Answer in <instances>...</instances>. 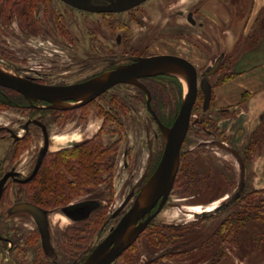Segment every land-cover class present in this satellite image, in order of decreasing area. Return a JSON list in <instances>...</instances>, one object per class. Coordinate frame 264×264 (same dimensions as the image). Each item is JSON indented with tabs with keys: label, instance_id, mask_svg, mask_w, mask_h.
I'll use <instances>...</instances> for the list:
<instances>
[{
	"label": "rangeland",
	"instance_id": "obj_1",
	"mask_svg": "<svg viewBox=\"0 0 264 264\" xmlns=\"http://www.w3.org/2000/svg\"><path fill=\"white\" fill-rule=\"evenodd\" d=\"M0 1L2 2L0 4H4V2L13 3L15 0ZM204 1L206 0H150L143 4L140 8L141 10L154 7L153 17L152 19L150 18L153 22L151 24L152 29L147 33L145 31V41H140L137 44V48L142 50L144 46L148 45L147 54L160 52L180 54L195 64L200 79L203 72L213 65L222 53H226L227 62L229 61L232 64L233 60L238 56V51L243 52L246 48H249L247 46L248 42L246 43L247 40L241 41L239 36L242 28V17L245 16V8L248 1L227 0L228 3H233L232 5L236 6L234 33H236L237 42L233 47V51L236 48L235 53H230L228 51L230 48L225 43L226 27H213L203 14L202 5ZM56 4L55 30L52 27H45L44 30L47 29L46 31L42 29L41 32L37 33L25 29V27L24 29H19L17 24L13 23L12 27L10 28L9 26V28L13 31L14 37H9L8 40L4 41V38L0 35V42L1 40L4 41V44L0 47L7 45L18 48V50L25 49V56L30 58L25 65L33 68L35 65L43 64L46 60L41 59L48 57L50 53L57 50L58 55L63 56V58L56 59V62L63 66V70H57L58 74L66 71L68 66L74 63L76 65L78 63L75 70H79L78 67L84 62V58L89 51L88 46L91 44L89 40L96 38L95 30L100 31V28H102L106 32L104 43L110 50L113 49L116 44L115 38L120 33L115 31L113 34L110 31L113 28L112 25H114L112 16L104 17L87 14L74 10L59 1ZM191 12L198 22L197 26L190 25L187 20V16ZM47 21L53 25L54 17L52 15L48 16ZM176 24L180 27L179 29L175 26ZM162 25L165 26L163 33L155 31V28ZM139 29L140 27L136 29V35L144 32V30L140 32ZM180 30L183 35H180ZM131 35L135 36L133 33ZM94 45H96V42ZM240 59H236L235 62L240 61ZM19 66L20 68L22 67L21 65ZM227 66L222 69L219 68L210 78L212 84H220L219 82L223 75L229 70ZM0 67L11 75L18 77L12 67L5 65L1 61ZM89 73L85 72L84 74ZM81 75L82 73L79 72L75 78L84 76ZM170 77L172 79L167 82L163 80L165 83L158 82L154 86L156 93L154 107L159 114L165 116L168 120L170 115H175L180 108L187 92L185 84L180 79L172 75ZM117 92L130 96L134 95L136 91L132 87L122 86ZM120 103L125 106L120 108V117L122 122L124 120L127 124L121 126L120 134L122 139L126 136L130 138L126 139L127 144L120 149V156L118 163H116L115 171L112 170L114 166L110 164L112 159L116 161L110 146L117 140L118 136L110 135V138H107L106 133L109 130L105 128L103 141H101L104 156L99 161L100 164H98L100 169L92 171L95 173L96 181L92 186H85V192L75 198H98L102 201L105 208L104 219H99L98 221L99 225L96 229H99L98 233L92 236L88 234L87 243L90 248L105 238L111 227L118 222L119 219H113L111 213L117 209L133 188L139 175L146 167L147 157H153L152 167H154L159 161L165 146L158 126L147 110L145 100L142 101L137 98L134 100H121ZM197 104L198 108L196 109L195 118L208 121L207 124H195L192 121L190 132L183 146L184 154H188L186 156L187 161L191 159L195 163V168L198 172L197 177L192 179L191 183H184L181 180L174 185L171 196L163 210L150 223L137 241L124 252L116 264H213L215 261L216 264H264V220L257 219L256 221L241 222L242 227L239 228V234H236V237L231 238L226 243H221L222 240L214 236L222 222L238 210L237 203L239 202L235 205L233 202L239 198V193L244 196L250 192H259V196L264 197V143L262 148H256L255 151L246 147L251 136L256 134L258 127V137L264 138L263 120L261 116L257 118L254 124L255 127L251 123L249 127L252 128L251 126H253L254 128L251 129L253 131L246 130L248 125L237 121L236 127L233 128L234 133H232L230 131V122H233V124L236 122V112L230 109L222 114L218 111L219 108L215 101L211 103L208 111L203 110L202 93L198 96ZM90 107L96 112L99 104L94 102L88 108ZM2 110L0 109V128L8 125L7 123L12 126L13 123H10V121L22 118L17 113V110H7L8 112L5 113ZM83 113L88 115L86 109ZM68 114H58V124H51V130L54 134H64L75 128L73 124L67 123L70 121L65 120ZM79 114V112L78 114L72 113V119H77ZM89 114L92 113L90 112ZM98 118L100 119L102 116ZM47 119L52 121V118L47 117ZM91 119L96 120L94 117ZM85 122L86 120L83 123ZM106 124L109 125L108 122ZM206 127L211 129L217 136H210L208 131L204 130ZM224 130H226L227 140L225 139ZM19 131L24 134L22 127H16V132ZM3 134L4 132L0 134V137ZM29 137L31 140L29 141L28 149H31V151H25L26 154L24 153L25 155L20 156L23 153L20 150L28 147L27 142L22 143L18 147L19 151L16 153V157L12 150L8 156H2L3 153L1 151H5V147L12 145V142L9 139L0 140V175L11 168L22 171L24 176L31 172L37 153L42 145V139L40 131L34 127L31 128ZM79 138L85 139L86 136ZM219 138L229 142L233 147L237 146L238 148H235L243 153L245 158L244 171L232 154L216 147L214 141ZM38 140H41L39 147L37 144ZM33 145H37V148L32 149ZM59 145L62 144L56 142V146L58 147ZM125 151L133 153L134 156L124 157ZM136 151L137 157H135ZM107 162L109 164L108 166L106 165V169L101 168ZM106 170L109 171L106 172ZM15 189L13 185L10 186L8 184L7 191L9 190L13 193ZM92 192L95 194H91ZM15 197H17V194ZM18 197L20 199L23 198L22 195ZM61 210V207L59 210H54L50 217L52 245L55 250H58L56 254L57 256L58 254L60 255V264H69L68 259L71 256L66 257L65 250H67L69 255L71 243L67 239V231L71 221L61 214ZM252 215H254V212H252ZM8 220H10L11 227L17 232L15 234L12 231L9 233L10 237L15 240V250L10 249V252L6 253L5 251L9 248V245H1L3 251L0 250V264H41L44 253L40 234L32 216L20 213L8 217ZM102 222L103 226L101 227ZM234 224L238 223L234 221ZM91 231L92 229L89 228L88 232L90 233ZM183 233H185L184 239L180 238ZM234 238L238 240V243L242 241L240 245L238 244L237 249L232 245ZM12 243L14 242L12 241ZM168 249L172 250V255H166L162 258L158 257L161 252ZM223 249L224 251L232 249L230 255H226V259L217 253ZM48 260L50 261L49 258Z\"/></svg>",
	"mask_w": 264,
	"mask_h": 264
},
{
	"label": "flooded vegetation",
	"instance_id": "obj_2",
	"mask_svg": "<svg viewBox=\"0 0 264 264\" xmlns=\"http://www.w3.org/2000/svg\"><path fill=\"white\" fill-rule=\"evenodd\" d=\"M57 1L69 6L70 8L74 10L81 11L87 14L100 15L104 17L112 16L114 18V22H113L114 25H112L113 28H111L112 30H110L111 33L114 34L115 31H118L123 37L119 34L117 38H115L116 39L115 46L113 47L112 50H110V48H108L104 43L106 32L102 28H100V31L95 30L94 34L96 33L95 34L96 38L89 40L91 42V44L88 46L89 51L86 57L84 58L85 59L84 62H82L81 65L79 64L80 65V67H78L79 70L78 71H76L77 69L75 70V68L78 66V63L77 65L76 63H74L68 66L66 71L59 72V74H58V71L63 70L62 69L63 66L61 64L59 65L56 62V59L63 58V56H59L57 50L53 51V53H50L48 57L41 59V60H46L43 64L35 65V67L33 68V67H27L25 65L27 63V60L28 61L30 60V58L25 56V51H24L25 49L18 50V48L7 46V45H5L4 47H0V61L9 67H12V69L17 73L18 77L20 78L29 80L36 84L46 85V86H70V85H75V84H81L89 80L98 78L102 75L111 73L113 71H116V70H119L125 67H129L132 64L136 63L137 59L150 58V57L158 56V55H175V56H180V57H183L189 60L188 58L180 54L171 53V52H167V53L160 52V53H154V54H147L148 47H149L148 45L146 47L144 46V49L142 50L137 48V44L140 41H145L144 39L145 31L147 33L149 32V30L152 29L151 24L153 21H151L150 18L152 19L153 17L154 7L153 8H143L142 10L140 9L143 4L147 3L150 0H146L145 2L135 7H132L130 9H126L120 12H111V11L94 12V11H89V10H83V9L74 7L66 3L63 0H15L13 3L7 2L8 4L4 2V4H0V28H2L0 30V35L1 37L4 38L3 40L5 41V40H8L9 37H14L13 31L10 30L13 23L17 24L19 29H24L25 27V29L35 31L37 33L41 32L42 29L43 31H46L47 29L44 30L45 27H49V28L52 27L55 30V27H56L55 26L56 25L55 16H56V10H57L56 9ZM0 3L2 2L0 1ZM88 3L89 5H92V6H110L112 5L113 1L111 0H88ZM50 15L54 17L53 25L51 24V22L49 23L47 21V18ZM187 20L190 22V25L197 26L198 22L194 18V14H192V12L188 14ZM144 21L146 22V24ZM177 25L178 24H176L175 26L179 29L180 27ZM138 27H140L139 29L140 32L141 30H144V32L139 35H136V29H138ZM164 28L165 26L162 25V26H159L158 28H155L156 29L155 31H159L163 33ZM131 33L135 34V36L134 35L130 36ZM179 33L180 35H183V32L181 30ZM127 35L128 37H126ZM3 40H1L0 46L4 44ZM95 42H96V45H94ZM225 43L228 46L227 38H226ZM228 51L231 53L233 52V49L231 50L229 49ZM221 55H224V58L222 60L220 69H222L224 66H227V65H228L227 68H230V67L233 68L231 63L229 61L227 62L228 57H226V53L225 54L222 53L219 56ZM190 62L192 63V61ZM18 64L21 65L22 67L20 68ZM23 66H26V67H23ZM79 72H81L82 75L84 76L81 75L82 77L75 78L78 76ZM85 72L87 73L90 72V73L84 74ZM170 79L172 78L170 77V75H167V74H161V75H156L152 77L138 78V82L144 87H146V89L150 92L151 106L155 114L158 116L159 121L163 125L168 126V127H171L173 125L176 119L177 113L179 112L181 106L176 111L175 115L173 114L170 115L169 120L165 116H162L161 114H159L158 111L154 107V100L156 98L154 86L155 84L157 85L158 82L162 83L163 80L167 82ZM202 79H203V75H202V78L200 79L199 73H198L199 82H201ZM122 86L132 87L134 88L136 92L134 93V95H130V96L117 92L120 90V88H122ZM213 86L215 85L212 84V87ZM200 93H202L203 95V92L199 91L198 96L200 95ZM137 98L141 99L142 101L145 100L147 110L152 116L156 125L158 126L159 131H160L159 133L162 135V138L164 140V136L160 128V125L158 123V120L155 118L154 114L148 108V94L146 90L142 86L138 85L137 83H118L112 86L110 89H108L104 93L100 94L99 96H97L96 98L92 99L91 101L85 104H81L80 102H77L75 100H65V101L59 102L58 104L47 102L44 100H37V101L31 102L21 93L15 90L0 86V106H1L0 109H3L2 112L5 113V112H8L7 110H12V111L17 110L18 111L17 113H19L22 117L15 121H10V123H13L12 126H10L9 123H7L8 125H4L3 128H0V134L4 132V134L0 137V140L9 139L12 142V145H7L5 147V151H1V153H3L2 156L3 157L8 156L12 150L13 154L15 153L14 156L16 157V153L19 151L18 147L21 146V144L25 142L28 143V147L24 150H20V151H23V153H21L20 156L25 155L26 152H30L31 149H28L29 144H30L29 141L31 140L29 135L31 133L32 127L40 131L41 139H42V145L37 153L35 163L33 164V168L31 169V172L28 175L24 176L22 171H19L18 169H15V168H11L8 171L6 170L3 174L1 173L0 175V182H1V180L4 178L6 174H9V173L14 174V176H10L8 180L6 181L5 186H4L5 190L3 192L2 199L0 201V250L1 251H3V248L1 245L6 246L7 244L9 245V248L5 251L6 253H9L10 249L15 250V245H14L15 240H13V238L10 237L11 235H9V233L11 231L14 232V234L17 232L15 229L11 227V223L9 222L10 220H8V217L12 216V214H10L9 212L10 209L17 203H21V202L33 203L29 201L26 196H23L22 199L18 197L19 196V186L32 182L38 176L48 156L54 155L55 153L63 149H73V148H76L77 146L82 147L84 145L101 144L102 143L101 141H103V135L105 134L104 130L105 128H107L106 130H109V132L106 131L107 138H110V135L118 136L117 140L114 141L112 145L110 144L111 145L110 150H113L112 151L113 157L116 159V161H113L112 159V161H110V164L114 166L112 170L115 171V166H116V163H118L119 156H120V149L121 147H124L127 144L126 139L130 138L129 136L128 137L126 136L122 139L121 134H120L121 126L126 124L124 120L122 122V119L120 117L121 116L120 108L125 107L124 104L123 106L121 105L120 101L121 100L123 101L131 100V99L134 100ZM94 102L99 104V107L96 109V112L95 110L91 109V107L88 108ZM212 102H213V93H212L211 103ZM211 103H210V107H211ZM210 107L205 111H208ZM85 109H86V112H88V115H85L83 113ZM203 110H204V95H203ZM218 111H220L223 114L225 113V111H229V109L219 108ZM78 112L80 114L79 116L77 115V119H72L71 114L72 113L78 114ZM90 112L92 114H89ZM64 113L66 114L70 113L66 116L65 120L70 121V122H67V121L66 122L70 123L71 125L73 124L75 128L67 131L64 134H54L51 130V124L57 125L58 120H59L58 114H64ZM99 116H102V118L99 119L98 118ZM195 116H196V113H194V108H193L192 119L194 120L191 119V123L192 121H194L195 124L197 123L207 124L208 120L206 121L205 119H200L197 117L195 118ZM47 117L52 118V121L48 120ZM93 117L96 118V120H92L91 118ZM82 119L84 121L86 120V122L83 123L84 121ZM106 122H108L109 125L111 126L106 124ZM16 127H22V131L24 132V134H22L21 131L16 132ZM190 128H191V125H190ZM190 128H189V132H190ZM207 129H208L207 127L206 129L204 128L205 131H208V134L210 136H213V137L217 136L216 134L212 132L211 129H208V130ZM224 131H225L224 135L226 137L225 139L227 140L226 130ZM81 136L82 137L86 136V138L80 139L79 137ZM47 139L49 142L48 152L45 156V159L38 173L31 181L27 183L21 182L29 178L32 175L33 171L35 170L36 164L38 162L40 152L44 149ZM186 139L184 141V144L186 143ZM40 142L41 140L40 141L38 140L37 142L38 147L40 145ZM56 142H59L62 144L58 146L59 148L58 150H55ZM214 144L219 149L226 151L230 154H232L230 150L222 149L220 148V145L228 149L237 151L240 154L242 160L244 161L243 154L241 151L237 149L238 148L237 146H235L237 148L233 147L232 144H230L229 142L225 141L222 138L216 139V141H214ZM32 147H33L32 149L37 148V145H33ZM164 149H165V146H164ZM163 152L160 156L159 161L156 163L154 167H152L153 157L152 156L147 157L148 159H147L146 167L143 170V172H141V174L139 175L133 188L128 193V195L125 197V199L122 201V203L117 207V209H115L111 213V217L113 219L118 218L119 220L113 227H111L107 235L111 233L112 229L118 225L122 217L131 208V205L133 201L135 200V198L137 197V195L140 193L142 186L146 183V181L153 175V173L157 169L161 161ZM182 152H183V147L181 150V154ZM130 155L131 157L134 156L133 153L131 154L128 151H125L123 154L124 157H129ZM136 155H137V151H136L135 157H137ZM14 156L12 157L15 158ZM244 165H245V161H244ZM108 171L109 170H106V172ZM8 184H10V186L13 185L16 188L13 193L9 190L7 191ZM84 192L85 190L82 191V193ZM93 193L94 192H92L91 194ZM16 194H17L18 199L17 197H15ZM130 196H131V199L128 201L126 206H124V208L116 215L117 211L123 206V204L126 202V200ZM14 199H15V202H14ZM74 199H72L69 203L60 206L62 208L61 214L64 217H66L69 221H71L70 227L68 228V231H67L68 232L67 239L71 243L70 252H69L70 254L68 255L67 250H65V256L66 257L71 256L70 259H68L69 264H84L87 261L88 257L91 255V253L96 249V247L105 239L103 238L97 245L91 248L89 244L87 243L88 236H89L88 234L92 236L98 233L99 229L96 230L99 225L98 221L99 219H104V209L105 208H104L102 201L98 198H82V199L77 198L75 200ZM60 207H56L52 209H46L43 207L41 208L52 213L54 210H59ZM64 209H69L70 211L69 215H66L64 213L63 211ZM17 214H20V213H17ZM102 226H103V222L101 223V227ZM89 228L92 229L90 233L88 232ZM38 233L40 234L39 230H38ZM50 234H51V239H50L51 249L48 252H46L43 247L42 239L40 235L41 246H42V250L44 253V257H42L41 264H60V255L58 254L57 256L56 254L58 253V250H55V247L52 245L51 229H50ZM184 236H185V233H183L180 236V238L184 239ZM12 241L14 243H12ZM172 253H173L172 250L168 249V250H165L164 252H161V254H159L158 257L162 258L166 255L170 256L172 255ZM48 258L50 259V261L48 260ZM119 258L112 264H116Z\"/></svg>",
	"mask_w": 264,
	"mask_h": 264
},
{
	"label": "water",
	"instance_id": "obj_3",
	"mask_svg": "<svg viewBox=\"0 0 264 264\" xmlns=\"http://www.w3.org/2000/svg\"><path fill=\"white\" fill-rule=\"evenodd\" d=\"M63 1L83 10L94 12H120L135 7L146 0H111L113 3L110 6H92L89 5L88 0ZM223 58L224 55L219 56L213 65L203 72V79L201 82L198 80V70L194 64L183 57L175 55H158L150 58L137 59V62L129 67L113 71L81 84L70 86H46L36 84L29 80L11 75L0 67V86L21 93L31 102L44 100L58 104L65 100H75L81 104H85L118 83H137L142 86L148 94V108L158 120L165 140V149L161 161L153 175L142 186L131 208L122 217L118 225L112 229L111 233L96 247L84 264L114 263L137 241L140 235L163 209L173 190L179 172L181 150L189 132L192 112L199 91L203 92L204 110H207L210 107L213 93L210 77L219 70ZM161 74L176 76L187 88L181 108L171 127L165 126L159 121L158 116L151 106L150 92L138 82V78L140 77H152ZM48 147L49 142L47 139L44 149L40 152L38 162L32 175L21 182L27 183L36 176L48 152ZM220 148L230 150L237 158L241 169L244 171V161L237 151L228 149L222 145H220ZM10 176H14V174H6L0 182V201L5 190V183ZM130 199L131 196L117 211L116 215L126 206ZM63 211L66 215H69V209H64ZM9 212L12 215L24 212L30 214L40 231L45 251L48 252L51 249L50 216L53 213L28 202L15 204Z\"/></svg>",
	"mask_w": 264,
	"mask_h": 264
},
{
	"label": "trees",
	"instance_id": "obj_4",
	"mask_svg": "<svg viewBox=\"0 0 264 264\" xmlns=\"http://www.w3.org/2000/svg\"><path fill=\"white\" fill-rule=\"evenodd\" d=\"M255 38L256 32L254 31L250 38L246 40L255 42ZM237 55L240 58L241 51H238ZM238 56L236 59H239ZM236 59L231 64L233 68H229L219 83H224L237 75L239 69L236 66L238 64V62H235ZM197 108L198 104L196 102L194 113H196ZM262 127L264 128V126ZM258 131L251 136L246 146L247 149L255 151L256 148L263 147L264 138L258 137ZM77 147L63 149L54 155L48 156L38 176L32 182L19 186V195L26 196L29 201L43 208L52 209L69 203L82 193L85 186H92L96 181L95 173L92 171L100 169L98 164L104 156L102 145L91 144ZM187 155L184 152L181 154V163L175 184H178L181 180L184 183H191L192 179L198 175L194 161L191 159L187 161ZM108 164L109 162L105 163L101 168L106 169ZM238 196L239 198L233 202L234 205L239 202L237 203L238 210L224 220L214 233L215 237L222 240L221 243H226L231 238L236 237V234H239V228L242 227L241 222L264 220V197H260L259 192H250L244 196L239 193ZM252 212H254V215H252ZM234 221L238 224H234ZM235 239L232 245L237 249L238 244L240 245L242 241L239 240L240 243H238V240ZM231 251L232 249H226L225 251L223 249L217 253L220 256L227 257L226 255H230ZM213 264H216V261Z\"/></svg>",
	"mask_w": 264,
	"mask_h": 264
},
{
	"label": "crops",
	"instance_id": "obj_5",
	"mask_svg": "<svg viewBox=\"0 0 264 264\" xmlns=\"http://www.w3.org/2000/svg\"><path fill=\"white\" fill-rule=\"evenodd\" d=\"M247 1L239 36L241 40H245L255 31L256 40L246 41L249 48L241 52V59L236 65L239 69L237 75L213 86V101L218 108L231 109L237 113L236 122H230L232 133L237 121L248 125V131H253L251 129L260 116L264 123V0ZM203 3L202 11L210 24L213 27H226L227 44L233 49L237 42L234 33L236 6L227 0H206ZM235 50L236 48L233 52ZM251 123L254 126L252 128L249 127ZM58 149L56 146L55 150Z\"/></svg>",
	"mask_w": 264,
	"mask_h": 264
}]
</instances>
